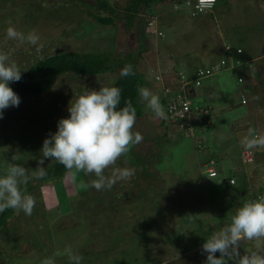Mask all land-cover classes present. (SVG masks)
<instances>
[{"label": "rangeland", "instance_id": "rangeland-1", "mask_svg": "<svg viewBox=\"0 0 264 264\" xmlns=\"http://www.w3.org/2000/svg\"><path fill=\"white\" fill-rule=\"evenodd\" d=\"M98 1L81 0L79 6L69 4L73 0H0V50L14 48L12 59L24 73L39 60L38 55L44 56L43 49L51 51L52 48V52H47L50 54L58 50L114 52L125 58L129 54L139 56L143 48L147 51L139 58L138 68L146 79L144 87L160 94L155 72L149 68L157 61L165 65L167 53L160 48L167 42L177 39L172 47L180 52L178 56L183 57L186 64L189 55L192 57L191 46L200 48L214 42L219 45L220 38L222 42L229 40L233 49L242 47L250 58L248 60L245 54L225 56L226 59L240 58L242 62L228 69L230 77L235 82L239 76L244 78L245 82L236 83L239 88L251 86L247 81L255 84L251 86L253 92L244 93L246 105H242V96L236 94L228 102L229 106H239L231 116L239 121L235 132L230 128L227 131L232 134H226L227 131L219 129V124L212 125L214 133L221 137L226 135L223 138L227 140L230 156L237 158L243 148L239 141L247 134L246 123L256 129L264 124V0H219L209 14H196L186 1L178 2L177 8L176 3H170L154 8L153 18L145 11L140 25L131 32H127L123 20L113 27L100 25L93 19L89 11L104 13L98 11ZM120 3L124 5L125 0ZM151 20L157 25L152 31L148 28ZM159 22L165 33L163 38L158 36ZM168 23L173 29L166 26ZM9 26L25 34L36 30L43 47L37 51L30 44L6 40ZM156 48L159 49L157 55L152 52ZM116 80V73L100 76L67 73L59 77L48 93L20 98L18 107L4 110L0 119V174L11 162L24 166L31 175L37 160L42 158L43 141L57 131L60 119L68 118L70 102H75L85 87L99 90V87L114 86ZM177 80L175 73L172 82L164 83L175 87ZM163 102L165 100L161 103L166 112ZM138 106L141 117L136 119L134 130L141 133L143 140L117 162L124 167L126 159L127 166L135 169L133 177L118 182L111 190L101 191L79 187L80 180L86 182L94 178L85 177L83 173L79 174L77 183L70 181L69 173L63 181L54 184L52 181L35 184L36 180H32L28 190L36 197V207L31 216L13 210L1 228L0 264H40L41 260L67 246L83 256L82 264H205L207 254H202L205 239L230 223L236 208L244 201L264 195V149L254 161H247V176L239 182V178H235V185L239 183L237 187L229 186L220 172L224 163H216L217 178L201 177L203 162L198 154L206 155L205 150L197 152L194 139L183 124L176 122L171 126L165 119L155 118L139 97ZM178 127L183 129L173 136L171 132L180 129ZM206 140L203 139V143L207 146ZM13 156L18 159L13 160ZM54 162L45 160L43 166L48 168ZM230 163L234 161L228 165ZM243 180L249 187H242ZM240 188L237 201L226 198ZM225 191L226 197L222 200L220 197ZM52 194H55L53 201ZM262 247L264 239L244 241L240 252L245 254ZM216 256L219 258V253ZM55 264H68L67 257H56Z\"/></svg>", "mask_w": 264, "mask_h": 264}, {"label": "clouds", "instance_id": "clouds-1", "mask_svg": "<svg viewBox=\"0 0 264 264\" xmlns=\"http://www.w3.org/2000/svg\"><path fill=\"white\" fill-rule=\"evenodd\" d=\"M158 36L163 34L159 31ZM6 40L30 44L37 51L43 47L41 37L34 29L25 34L15 26H9L6 29ZM14 51V48L9 51L0 50V119H3L4 110L18 107L21 103L18 94L9 86L22 78L19 65L12 59ZM133 74L131 64H126L120 72L122 77ZM137 91L140 102L155 118H167L158 94L144 86ZM121 95L122 90L116 86L99 87V90L85 87L75 102H70L68 118L60 119L57 131L50 133L43 141L42 158L37 160V167L31 171V175L24 166L8 162L3 174H0V213L12 209L16 212L22 211L27 216L33 214L37 200L29 193L28 185L32 180H43L48 175L46 167L43 166L45 160H55L61 164L70 174L72 183H77L80 173L85 177H94L86 182L80 180L81 188L111 190L118 182L130 180L135 169L127 166L126 159L124 167L118 166L117 162L142 142L143 136L134 130L136 108L131 100H126L121 108ZM239 143L245 150L264 149V133L257 134L255 129L249 128ZM12 159L17 160L18 157L13 156ZM209 161L203 164L200 172L206 170L205 165ZM217 173L218 177L219 172ZM203 176L208 175L201 172V177ZM262 239L264 195H259L254 200L244 201L236 208L230 223L205 239L202 244V254H207L205 264H264V247L248 250L245 254L240 252L242 242ZM56 257H67L68 264H82L83 261L82 255L67 246L63 251H55L52 257L41 260L40 264H55Z\"/></svg>", "mask_w": 264, "mask_h": 264}, {"label": "trees", "instance_id": "trees-1", "mask_svg": "<svg viewBox=\"0 0 264 264\" xmlns=\"http://www.w3.org/2000/svg\"><path fill=\"white\" fill-rule=\"evenodd\" d=\"M34 1V0H33ZM74 2L69 4H77L81 0H73ZM83 1V0H82ZM99 0L97 3L98 11H103L104 13H94L88 12V14L95 19L100 25L104 26H117L119 21H124L125 29L127 32H131L133 29L137 28L140 25V18L145 11L149 12L148 15L154 17V8H161L164 5L170 3L190 0H125L124 5L121 4L123 0ZM219 0H217L218 3ZM38 3V1H36ZM195 0H193L194 3ZM216 3V5H217ZM172 9V6H170ZM193 8V6H191ZM216 7V6H215ZM154 22V20H151ZM149 21V22H151ZM148 22V24H149ZM139 33V32H138ZM140 35V34H139ZM48 49H43L44 56L41 55L39 60L35 64L26 68V72L22 73V78L18 82H12L9 86L13 89L14 92L18 94L20 98H32L36 96H42L53 89L57 83L60 76L73 73L78 75H91V76H100L107 73H116L117 80L114 86L119 87L122 90L121 95V104L120 107L124 106L126 100H131L133 106L137 110V118L141 117L138 109V91L137 89L141 86H145V76L139 71V58L142 57V54L147 51L142 48V51L139 53V56L134 54H129L127 57L122 55H116L114 52L109 53H80V52H62L58 50L55 53ZM62 52V53H60ZM243 54H241L242 56ZM37 57V58H38ZM36 58V59H37ZM245 58V56H244ZM35 59V60H36ZM131 64L133 66V75L127 77H122L120 75L121 69L126 65ZM204 146V143H202ZM48 175L43 180H36V183L46 184L51 182L54 184L55 181H63L67 177V170L58 162L52 163V166L46 168ZM228 179V180H227ZM226 181L230 185V180H233L232 177H228ZM246 180L242 181V187L248 186ZM49 185V184H48ZM233 186V185H231ZM239 184L233 187H237ZM232 189V188H231ZM233 191V194L236 195L239 191ZM244 190V189H243ZM29 191V190H28ZM231 191V192H232ZM54 195L52 194V201L54 200ZM58 205V204H57ZM12 209H8L2 213L0 216V230L6 224L8 219L13 214ZM1 245V244H0Z\"/></svg>", "mask_w": 264, "mask_h": 264}, {"label": "crops", "instance_id": "crops-1", "mask_svg": "<svg viewBox=\"0 0 264 264\" xmlns=\"http://www.w3.org/2000/svg\"><path fill=\"white\" fill-rule=\"evenodd\" d=\"M169 10H171V7H169ZM207 14H209V12H207ZM160 23L161 22H159L158 27L160 28L159 31L163 34V36H161V38H163V37H165V33L163 32L164 30L161 29ZM167 25L173 29V27L170 23L166 24V26ZM176 40L177 39H175V38L171 39L169 42H167L164 45L165 47L163 46L162 48H160L161 50H163L167 53V54H165L166 55L165 65L162 63H159L157 61L153 66H150V68H149V70H153L155 72L154 73V77H155L154 79H155L157 90L162 91V92H160V94L157 91L158 92L157 94L160 96L161 101L165 100L164 94H163L164 85L167 81H169V83L172 82V79L174 78L175 73L177 75L178 73L183 72V73L189 75L190 78H193L197 69L203 68V67H211V66L219 63L222 59H224V57L227 56L224 48H225V46L229 45V43H230L229 40L222 42L223 40H221V38H220V44L219 45L217 42H214V43L210 44V46H209V43L207 45L205 44V45H203V47L201 46L202 48L196 47L197 45L196 46L194 45L191 47L189 46L190 48H192V51H193L192 57H190V55H189V60L187 62H185L186 64H184V62L182 60L183 57L181 58L180 56H178V54L180 52L177 49H175L174 47H172V45H175ZM225 42L227 44H224ZM238 48L243 49L242 47H238ZM238 48H236V49H238ZM158 50L159 49L156 48L155 50L153 49L152 52H154L155 55H157ZM149 52H151V50ZM159 52H162V51H159ZM242 54H245L244 49H243ZM193 55H196V56H193ZM245 56H247V55L245 54ZM248 60H250L249 57H248ZM178 70H180V71L178 72ZM230 72H231V70H223V71L219 72L217 75H215L214 77L206 80V82L204 83V85L202 87L195 89V90H191V92H190V95L193 98L195 103H197L199 105L200 104L206 105V106L211 108L212 113H213V125H215L216 123L219 124L220 125L219 129H221V131H225V133L230 128L232 129L231 130L232 132H235L236 131L235 126L238 125V122H239L237 118L231 117V116H233L232 113L234 112V109H236V108L239 109V106L236 108L233 107V105L229 106L228 102H231L230 98L233 97L235 94L237 96L241 95L242 96V105H246L247 102H246V104L243 103V100H245L244 93H246L247 91L250 93L253 92V87H251V86L252 85L255 86L253 81H247L250 83L251 86L245 85L243 88H239V86H237L236 83L239 82V79H242V82H245L244 78H242V76H239L238 82H235L231 78L232 75L230 74ZM158 76H160L163 79V82L157 81L156 77H158ZM242 82H240V83H242ZM151 83H153V81ZM155 83H153L152 86H155ZM217 97L219 98L218 102H217ZM163 103H164V105H166V101ZM165 120L167 121L168 124H171V126H172V123H175V122H171L167 119H165ZM163 122H164V120H162V123ZM246 124H245L246 125L245 128H248V129L251 128V123L250 124L246 123ZM259 125L260 126L258 129L254 128L255 126H253V129L256 130L257 134H261L264 131V124H259ZM178 128H180V129H178L175 132L174 131L171 132L173 136L178 135L180 133L179 131L181 130V128L183 129V127H178ZM213 130H214V126L203 134L207 138V140H206L203 137L204 141L206 140V142H207V146L204 143V148H203V150H205L206 155L201 156L198 154V159H202L201 162H203V164L206 163L207 161H209L210 159L215 160L217 164L224 163V166L221 167L220 172H223V174L225 175L226 178H228L229 176L232 177L233 179L239 178L238 182L241 181L240 180L241 178L245 179V177L247 176V170H248V168L245 167V164L246 163L248 164V162H245L241 156L242 153L245 152L244 149L242 148L239 151L238 157L233 159L232 156H230V152L226 146L227 140L225 138H223V136L225 137L226 135H223L221 137L217 133H214ZM232 132L227 131L226 134H232ZM228 137H230V136L228 135ZM217 139H222V140H220V142H219ZM193 142L195 143L194 140H193ZM195 145H196V143H195ZM237 145L239 146V143ZM195 148H196V146H195ZM198 151L199 150L197 149V152ZM253 151H254V155H253L252 160L254 161L255 160L254 157L257 154H260L261 153L260 151H263V149H253ZM230 161H234V163L233 164L230 163V165H228V162H230ZM251 161H249V162H251ZM215 178H217V177H215ZM225 181H226V179H225ZM229 186H231V184ZM237 195H238V193L236 195L230 193L226 197V191H225V193L220 197V199L223 200L224 197H226L230 200L236 198L235 201H237ZM216 197L218 199V196H216ZM233 205H235V204H233Z\"/></svg>", "mask_w": 264, "mask_h": 264}, {"label": "built area", "instance_id": "built-area-1", "mask_svg": "<svg viewBox=\"0 0 264 264\" xmlns=\"http://www.w3.org/2000/svg\"><path fill=\"white\" fill-rule=\"evenodd\" d=\"M217 0H195L194 3L190 1L186 4L193 6L196 14L205 13L215 8ZM178 6H176L177 8ZM154 26H157L153 21L149 22V30H153ZM227 56L235 54L241 56L243 49L238 48L237 50L227 45L224 48ZM242 64L240 58H229L222 59L219 63L211 67H203L196 70L193 78L187 77L184 73L180 72L177 74V85L172 87L170 84L164 85L163 94L166 101V116L167 120L171 122L182 123L190 136L196 143L198 150L203 149V134L212 128L213 125V113L210 107L206 105H199L194 102L190 95L191 90L198 89L203 86L204 82L223 70H228L233 67L240 66ZM157 81L163 82V79L158 76ZM242 82V79H239ZM246 103V100H243ZM201 135V137H197ZM254 151L248 150L242 153V158L245 162L252 160ZM216 163L210 160L206 165V170L203 171L209 177L215 178L218 173L215 168ZM231 184L235 183V180L230 181Z\"/></svg>", "mask_w": 264, "mask_h": 264}, {"label": "water", "instance_id": "water-1", "mask_svg": "<svg viewBox=\"0 0 264 264\" xmlns=\"http://www.w3.org/2000/svg\"><path fill=\"white\" fill-rule=\"evenodd\" d=\"M147 54H149V52H148ZM153 54H154V53H153Z\"/></svg>", "mask_w": 264, "mask_h": 264}, {"label": "bare ground", "instance_id": "bare-ground-1", "mask_svg": "<svg viewBox=\"0 0 264 264\" xmlns=\"http://www.w3.org/2000/svg\"><path fill=\"white\" fill-rule=\"evenodd\" d=\"M191 2V1H190Z\"/></svg>", "mask_w": 264, "mask_h": 264}]
</instances>
